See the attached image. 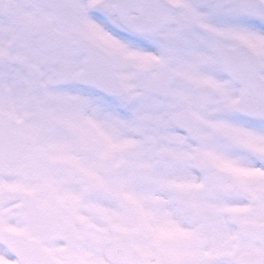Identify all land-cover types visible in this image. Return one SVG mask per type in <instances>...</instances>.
Segmentation results:
<instances>
[{
	"label": "snow or ice",
	"instance_id": "obj_1",
	"mask_svg": "<svg viewBox=\"0 0 264 264\" xmlns=\"http://www.w3.org/2000/svg\"><path fill=\"white\" fill-rule=\"evenodd\" d=\"M0 264H264V0H0Z\"/></svg>",
	"mask_w": 264,
	"mask_h": 264
}]
</instances>
